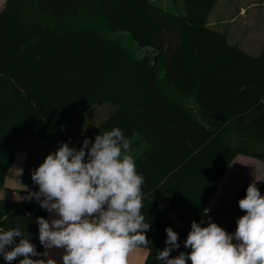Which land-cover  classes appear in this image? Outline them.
<instances>
[{
    "label": "trees",
    "instance_id": "obj_1",
    "mask_svg": "<svg viewBox=\"0 0 264 264\" xmlns=\"http://www.w3.org/2000/svg\"><path fill=\"white\" fill-rule=\"evenodd\" d=\"M182 2L184 14L150 0H5L0 9V188L26 140L79 149L119 127L144 147L134 158L151 229L143 264H159L167 227L180 243L172 257L190 252L193 220L234 233L247 188L207 215L205 203L234 156L264 163V46L249 54L208 26L216 0ZM99 104L106 117L82 129ZM34 159L26 153L22 182L42 163ZM28 195L0 200V229L20 227L42 253L36 218L46 210Z\"/></svg>",
    "mask_w": 264,
    "mask_h": 264
},
{
    "label": "clouds",
    "instance_id": "obj_2",
    "mask_svg": "<svg viewBox=\"0 0 264 264\" xmlns=\"http://www.w3.org/2000/svg\"><path fill=\"white\" fill-rule=\"evenodd\" d=\"M32 180L39 190L27 199L34 198L51 217L36 218L45 251L38 252L18 226L0 229L5 264L18 258L19 264H57L52 249L63 251L62 264H129L134 250L147 247L151 229L142 212L145 179L119 127L96 135L94 142L86 137L79 149L62 142L32 171ZM238 206L245 214L236 220L234 233L210 217L206 226H201L203 219L193 220L184 241L190 252L175 257L178 234L167 227L166 246L157 251L159 264H264V195L255 180Z\"/></svg>",
    "mask_w": 264,
    "mask_h": 264
},
{
    "label": "rangeland",
    "instance_id": "obj_3",
    "mask_svg": "<svg viewBox=\"0 0 264 264\" xmlns=\"http://www.w3.org/2000/svg\"><path fill=\"white\" fill-rule=\"evenodd\" d=\"M155 5L176 14H184V5L182 0H150ZM5 0H0V9L4 5ZM264 0H217L210 17L220 21L215 27L218 30L225 31L226 39L231 44H236L239 48L249 54L257 55L262 46H264ZM221 8L224 11L219 12ZM242 10V11H241ZM241 11V13H240ZM105 104V103H104ZM99 104L98 107L91 109L86 114L81 125L82 129L94 126L97 122L103 120L108 114V105ZM187 112L194 118L198 119V114L193 105L187 106ZM25 150L22 153H29L35 159L39 158L43 162L46 156L56 151L50 145L41 143L38 139L26 140ZM245 159L241 163V182L245 184L254 180L257 181L264 176V163L251 157H242ZM38 160V159H37ZM39 161V160H38ZM249 183L247 185H249ZM35 186L32 180V172L28 174L26 180H20L19 187L14 190H5L7 192L16 193L17 190L32 191ZM261 194L264 195V189H261ZM226 203V202H225ZM227 204V203H226ZM229 205V204H227Z\"/></svg>",
    "mask_w": 264,
    "mask_h": 264
},
{
    "label": "crops",
    "instance_id": "obj_4",
    "mask_svg": "<svg viewBox=\"0 0 264 264\" xmlns=\"http://www.w3.org/2000/svg\"><path fill=\"white\" fill-rule=\"evenodd\" d=\"M216 4H217V0H216L215 5ZM262 4H264V2H262ZM215 5L213 6L212 10L207 15V25L214 29H216L215 27L218 25V23H220V21H216V18L210 17V14L213 11ZM224 9L225 8H221L219 12L224 11ZM219 31H223V30H219ZM193 107L195 108V106ZM143 148L144 147H142V145H137V147L131 146V155L135 158L136 155H138L142 151ZM239 156H242L244 158L250 157V156L240 155V154L233 157L231 163L227 167L224 174L215 183L211 191V194L205 203L204 210L205 209H207L208 211L213 210L221 202H226L227 204H230L232 202V199L235 193L249 186L247 185L249 181L246 183V185H244L245 181L243 183L241 182V175H242L241 169H238V168L241 167L240 164L243 163L245 159L240 158ZM37 159L41 161L39 158ZM25 160H26L25 153H22L21 151H17L14 154L12 164L5 174L3 187L0 188V200L4 199V200H10V201L19 203L25 197L26 194L34 190V186H33L32 191H24V190H17V189H15V191H17L16 193L5 191V190L11 191V190H14V188L19 187V182L21 180ZM34 161H37V160L34 159ZM261 189H264V187H261L259 189L260 192H261ZM50 218H51L50 214L46 211L45 219H50ZM44 251L45 249L43 248L42 253ZM62 254H63V251L61 249L50 250V256L57 261V264H62V260H61ZM147 254H148V250L146 248L141 247V248L134 250L129 256V264H143Z\"/></svg>",
    "mask_w": 264,
    "mask_h": 264
}]
</instances>
